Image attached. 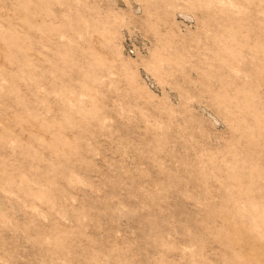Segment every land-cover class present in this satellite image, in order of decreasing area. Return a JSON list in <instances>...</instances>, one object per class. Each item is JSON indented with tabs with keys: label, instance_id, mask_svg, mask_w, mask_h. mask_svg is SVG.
<instances>
[{
	"label": "rangeland",
	"instance_id": "1",
	"mask_svg": "<svg viewBox=\"0 0 264 264\" xmlns=\"http://www.w3.org/2000/svg\"><path fill=\"white\" fill-rule=\"evenodd\" d=\"M0 264H264V0H0Z\"/></svg>",
	"mask_w": 264,
	"mask_h": 264
},
{
	"label": "bare ground",
	"instance_id": "2",
	"mask_svg": "<svg viewBox=\"0 0 264 264\" xmlns=\"http://www.w3.org/2000/svg\"><path fill=\"white\" fill-rule=\"evenodd\" d=\"M181 13V12H180ZM182 15L184 16V17H188V15L186 14V13H182Z\"/></svg>",
	"mask_w": 264,
	"mask_h": 264
}]
</instances>
